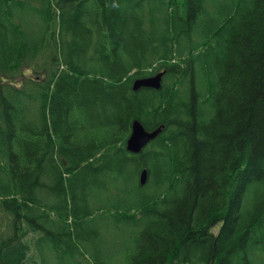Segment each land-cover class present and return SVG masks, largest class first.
I'll list each match as a JSON object with an SVG mask.
<instances>
[{"label":"trees","instance_id":"trees-1","mask_svg":"<svg viewBox=\"0 0 264 264\" xmlns=\"http://www.w3.org/2000/svg\"><path fill=\"white\" fill-rule=\"evenodd\" d=\"M136 118L165 125L139 155ZM0 209V264H89L90 237L114 264L108 210L140 227L126 264H264V0H0Z\"/></svg>","mask_w":264,"mask_h":264},{"label":"rangeland","instance_id":"rangeland-1","mask_svg":"<svg viewBox=\"0 0 264 264\" xmlns=\"http://www.w3.org/2000/svg\"><path fill=\"white\" fill-rule=\"evenodd\" d=\"M30 20H34V17L32 16H27L25 21H24V25H23V29H25L26 32L30 33L32 28H30L29 26V21ZM29 76H32V72L28 71ZM45 75L42 74L40 76V78H44ZM14 81L16 82V86H19L22 82L23 79L20 77H17L14 79ZM8 83V81H6V84ZM153 164H156V159L153 158L152 159ZM149 171L151 173V175H149L148 181L150 179V182L156 180V176H157V171H155V166L151 165L149 167ZM139 183V179L138 176L135 178V183ZM118 199H120L119 197H115V194L112 195V197H109V199L106 200V203L108 204L109 208L113 209L114 206L113 204H116L118 201ZM138 201V199H137ZM133 206L137 205V202L133 201L132 202ZM121 210H123L125 212V209L121 208ZM136 211V210H135ZM133 211V212H135ZM3 212V213H2ZM13 215H7L5 211H2L0 209V231L1 232H9L10 231V226H7L10 223V220H12ZM138 218L140 219V215L138 216ZM98 223L100 224V232L102 235V241H101V248L103 249V253H102V260L106 261V262H113L114 264H126V262L129 260V258H131V255L133 253V250H135L136 248V244H137V240L140 238V227H138V223H134L131 222V219L129 218H120L118 217L117 213H115L114 211L111 212V210H108L106 212V216L104 218H101L98 220ZM221 228V224H219L218 226H216L215 230H213L214 232H216V230L219 231V229ZM37 237V235H33L28 234L26 238L27 241L29 242H33L34 239ZM91 238V237H90ZM88 238L86 245L87 248H89L91 250L90 253L85 252V257L88 259V261L90 262L89 264H93V260L95 259V257L92 254V250H94V244L92 242V240ZM41 249H43L45 251V253H49V247L45 245V243L42 244ZM69 251H71L70 247L66 248ZM52 252V251H50ZM52 253H55V263L58 264H77L76 259H69L65 256V253L62 255V249L58 248V252L53 251ZM80 259V257H79Z\"/></svg>","mask_w":264,"mask_h":264},{"label":"water","instance_id":"water-1","mask_svg":"<svg viewBox=\"0 0 264 264\" xmlns=\"http://www.w3.org/2000/svg\"><path fill=\"white\" fill-rule=\"evenodd\" d=\"M166 71L160 72L152 77L137 79L133 84V90L138 91L141 88H152L160 90L163 84V77ZM132 133L127 140V150L134 154H140L153 140H155L161 132L164 130V126H159L153 131H149L145 128L143 123L139 119L132 121ZM148 180V171L142 170L140 174V183L142 186Z\"/></svg>","mask_w":264,"mask_h":264}]
</instances>
